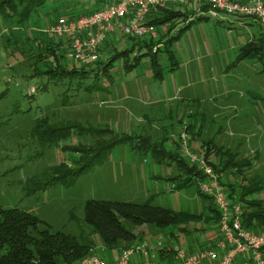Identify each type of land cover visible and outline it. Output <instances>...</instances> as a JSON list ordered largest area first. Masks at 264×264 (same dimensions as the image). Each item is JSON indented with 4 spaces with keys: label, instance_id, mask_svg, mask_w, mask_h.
Returning a JSON list of instances; mask_svg holds the SVG:
<instances>
[{
    "label": "rangeland",
    "instance_id": "374dc122",
    "mask_svg": "<svg viewBox=\"0 0 264 264\" xmlns=\"http://www.w3.org/2000/svg\"><path fill=\"white\" fill-rule=\"evenodd\" d=\"M51 2L42 20L37 22L35 16L30 25L21 27L0 17V207L32 212L52 232L91 241L95 252L110 258L119 249L108 250L86 222V201L148 202L172 210L175 221L162 229L124 220L138 241L153 246L160 239L168 245H199L215 225L212 200L200 194L196 184L173 188L179 182L173 178L182 176L185 169L166 155L169 149L158 144L171 131L174 136L183 132L187 123L196 131L193 152L205 154L203 142H208L227 158L231 150L236 160L249 163L240 175L231 165L218 174L239 192L249 185L256 189L248 198L264 205V61L251 54L239 58L263 27L250 19L242 18L240 26L227 18L184 9L186 16L158 26L162 42L158 62L152 50L120 36L105 44L103 60L90 63L86 77L63 75L62 69L54 77L34 75L36 40L58 41L51 32L52 18L63 15L64 9L53 16L51 12L65 3L78 12L94 10L104 0ZM246 24L248 28L243 27ZM116 52L120 54L105 71L104 65ZM62 63L67 69L84 66L64 55ZM76 124L110 128L115 136H131V141L117 143L101 156L81 159L69 147L92 144L90 132L81 133L74 127L52 143L42 135L48 126ZM154 143L161 152L152 150ZM167 144L173 148L171 142ZM214 160L219 168L225 165L218 157ZM63 162L75 167L90 165L72 183H56L29 193L33 178L50 177L53 168Z\"/></svg>",
    "mask_w": 264,
    "mask_h": 264
},
{
    "label": "trees",
    "instance_id": "16d2710c",
    "mask_svg": "<svg viewBox=\"0 0 264 264\" xmlns=\"http://www.w3.org/2000/svg\"><path fill=\"white\" fill-rule=\"evenodd\" d=\"M51 1L53 0H0V17L7 23L14 22L21 27L30 25L29 23L33 21L35 16H37V22L42 20L46 13V11L43 10L48 7L49 3L51 5ZM104 2L107 4V0ZM106 4L102 7L106 6ZM61 8L64 9V14H58L59 17L67 16L68 18H74L93 11H74L71 10V6H68V3H65L62 4V6L56 7L55 10L51 12L52 16L59 12ZM184 9H186V7L184 8L182 6L163 8L150 19V23L156 26H168L178 18L186 16V13H183V11L185 12ZM208 9L209 6L203 7L205 11ZM59 17H57L56 20L55 17H53V22L55 23ZM243 18L250 19L255 23L257 22L252 18ZM191 21L192 20L187 22V25L181 28L180 31L184 30ZM257 24L264 29V26L259 22H257ZM54 35L57 37L58 41L43 38L41 40H36L37 53L34 55V57H36L34 75H48L49 77H54L59 74V70L62 69L61 72L63 75L78 73L86 77L88 74L86 69L87 66H90V63H83L82 65L84 66H82V68H78L77 65H74L72 69H67L66 66L64 67L62 58L64 55L68 59L67 48L65 47L64 40L60 39L56 34ZM120 36H118V38ZM121 37L134 39L137 41L140 48L147 47L149 50H152L154 61L158 62L157 53L160 51L158 45L162 43L158 40L159 37L157 39L136 38L124 35ZM108 43L109 41L106 42V44ZM105 47L106 45L102 48V54L105 51ZM102 54L97 62L91 63H100L103 60ZM119 54L120 52H116L110 57L108 63L103 67L105 71H107L109 65L113 64V60H115L116 56ZM249 54L258 55L259 58L264 61V31L256 35V38L252 39L248 46L243 48L239 58L243 59ZM134 65H136V63L127 64L128 67ZM43 66H45V68H43ZM261 72L264 73V67ZM2 95L3 93L0 94V96ZM74 127H78L81 133L90 132L94 138V142L90 145L83 144V146L69 147L71 151L79 153L81 159L84 157L88 158L89 156L93 158L101 156L106 149H112L117 143H128L131 141V136H115L113 130L110 128H94L77 124L67 127L48 126L43 128L42 135H44V138H50L52 143L56 138H62L70 134ZM185 131L189 135V147L194 151L193 147H195L196 139V137H194L196 132L195 127L187 123ZM174 133L175 132L171 131V133L165 134L166 136L164 139L158 143L161 147L169 149L170 153L166 155L171 158H176L179 165L185 169L182 176L173 178V180L179 181L178 183H174L173 188L177 189L196 184L198 192L212 200L213 204L211 206V211L215 214L216 218L215 225L211 228L213 230L212 235L207 239V242H202L199 245L191 244L186 247L193 250L201 248L205 244H209L213 241L217 234L221 212L215 204L213 196L203 193L199 188V181L205 180L207 176L196 163H192L187 155L184 154L181 139L182 131L175 134V136ZM169 134L171 135L168 137ZM106 135H111L109 140L105 139ZM167 142H171L173 148L168 147ZM158 144L154 143L152 146V150L155 153L162 151ZM203 145L205 154L199 155H203L206 161L213 167L214 171L219 174L226 172L231 165L235 170V174L240 175L244 166L249 164L245 162L244 159L236 160L237 155L233 153L234 151L228 150L227 154L229 157L227 158L224 153L215 150L208 142H203ZM176 150L177 153L184 156H179V154L175 153ZM216 157H218L220 161H224L225 165L222 168H219L214 160ZM89 165L90 163L86 162L81 166L75 167L63 162L60 166L53 168L50 177L33 178L28 188L29 193L45 189L56 183H72ZM220 181L221 185L228 193V196L234 202L241 203L243 210V225L254 232H264V205L257 199L248 198L249 195L254 194V190L256 189H253L249 185L247 189L239 192L234 184L225 180V178H222ZM84 212L86 222L99 233L108 250L121 249L129 247L134 243L141 242L138 241L137 235L126 227L123 223L124 220L135 225L151 223L164 229L171 226L176 217L175 213L169 208L153 205L148 202L137 203L107 199L87 200ZM43 224H45L44 221L32 212L17 207H0V264H79L85 256L95 250L96 245L91 241L84 242L77 236L62 231L52 232L49 227L43 226ZM121 243L123 244L120 245ZM160 259L163 260L164 256L161 255Z\"/></svg>",
    "mask_w": 264,
    "mask_h": 264
},
{
    "label": "built area",
    "instance_id": "2783aa9c",
    "mask_svg": "<svg viewBox=\"0 0 264 264\" xmlns=\"http://www.w3.org/2000/svg\"><path fill=\"white\" fill-rule=\"evenodd\" d=\"M195 7L198 14L248 17L264 26V0H107L104 7L74 18L60 16L51 32L65 42L67 56L80 63L97 62L102 48L114 36L159 37V29L150 19L161 9ZM209 6L208 10L203 7ZM182 148L192 163L206 174L199 181L203 193L213 196L221 212L217 234L201 248L189 249L178 244L156 245L141 241L119 249L108 258L93 251L79 264H264V232H254L243 225L242 205L234 202L221 185V175L203 155L189 147V135L181 133ZM161 255L164 259L161 260Z\"/></svg>",
    "mask_w": 264,
    "mask_h": 264
},
{
    "label": "crops",
    "instance_id": "0c3cea01",
    "mask_svg": "<svg viewBox=\"0 0 264 264\" xmlns=\"http://www.w3.org/2000/svg\"><path fill=\"white\" fill-rule=\"evenodd\" d=\"M96 1H102V0H96ZM105 1V0H104ZM104 4H106V2H104V3H102V5H100L101 7L104 5ZM98 7V8H101V7ZM185 8V7H184ZM186 9L187 10H192V11H197V8H195V7H186ZM195 14V13H194ZM225 17V18H224ZM220 18L221 19H226L227 18V20H229L230 22H235L236 24H238V25H240L241 26V24H242V21H243V17H238V16H228V15H226V16H220ZM243 27H246V28H248V26H247V24L246 25H244ZM114 40L115 41H117V39H118V36H114ZM112 39V38H111ZM210 235H212V234H210ZM210 235H208V236H210ZM206 239H208V238H206ZM208 240H204L203 242H207Z\"/></svg>",
    "mask_w": 264,
    "mask_h": 264
}]
</instances>
